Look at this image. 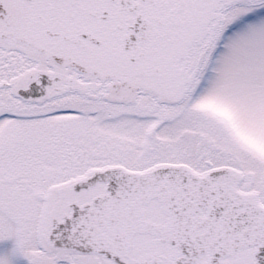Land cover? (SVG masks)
<instances>
[{
	"label": "snow or ice",
	"instance_id": "obj_1",
	"mask_svg": "<svg viewBox=\"0 0 264 264\" xmlns=\"http://www.w3.org/2000/svg\"><path fill=\"white\" fill-rule=\"evenodd\" d=\"M0 264H264V0H0Z\"/></svg>",
	"mask_w": 264,
	"mask_h": 264
},
{
	"label": "rangeland",
	"instance_id": "obj_2",
	"mask_svg": "<svg viewBox=\"0 0 264 264\" xmlns=\"http://www.w3.org/2000/svg\"><path fill=\"white\" fill-rule=\"evenodd\" d=\"M12 243H13L12 241L0 242V250H4V249H7V248H10L12 246ZM18 264H27V261L24 258H19Z\"/></svg>",
	"mask_w": 264,
	"mask_h": 264
}]
</instances>
